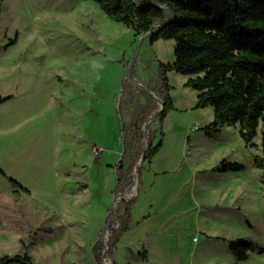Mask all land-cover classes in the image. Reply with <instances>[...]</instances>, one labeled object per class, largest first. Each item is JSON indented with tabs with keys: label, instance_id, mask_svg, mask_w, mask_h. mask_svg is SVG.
<instances>
[{
	"label": "rangeland",
	"instance_id": "rangeland-1",
	"mask_svg": "<svg viewBox=\"0 0 264 264\" xmlns=\"http://www.w3.org/2000/svg\"><path fill=\"white\" fill-rule=\"evenodd\" d=\"M0 11V95H15L0 104V168L30 190L14 193L0 175V255L28 252L38 264H99L94 246L104 231L105 242L111 237L107 219L118 222L121 206L114 189L123 152L117 113L123 83L133 84L143 102L140 91L159 79V64L175 61L176 42L151 44L93 0H0ZM188 78L168 73L175 109L162 129L158 119L151 124L154 144L164 132L158 171L148 165L135 171L133 207L140 203L114 260L264 264V254L250 251L240 261L230 249L241 238L264 247L263 171L253 163L261 155L262 127L258 148L246 147L238 126L208 135L213 108H196ZM130 114L124 111L126 121ZM94 144L101 147L98 160ZM224 159L243 164L241 175L210 171ZM195 169L205 171L196 175ZM219 199L230 208L226 213L208 208Z\"/></svg>",
	"mask_w": 264,
	"mask_h": 264
},
{
	"label": "trees",
	"instance_id": "trees-1",
	"mask_svg": "<svg viewBox=\"0 0 264 264\" xmlns=\"http://www.w3.org/2000/svg\"><path fill=\"white\" fill-rule=\"evenodd\" d=\"M93 1L111 20L129 27L136 36L148 38L151 44L161 39L176 42L175 61L159 64V79L151 80L140 91L143 102L133 84L128 80L123 83L117 108L121 117L123 153L115 166L114 193L124 194L134 183L135 171L151 164L163 146L164 132L161 131L160 141L154 144L156 130L151 129V124L158 119L162 129L165 117L175 109L169 94L168 73L171 71L189 77L185 86L197 91L196 108H213L214 119L204 128L208 135L219 134L224 126H238L246 147L258 148L254 141L262 127L261 155L254 156L253 163L263 171L264 184V0ZM16 41H11L4 49ZM11 98L0 96V104ZM161 107L160 113L148 124L152 114ZM125 110L131 111L129 121L124 119ZM100 153L97 149L96 160ZM244 169L243 164L225 159L214 168L218 172ZM0 175L9 181L14 193H30L1 168ZM120 202L118 222L107 219V227L113 228L111 237L105 242L104 231L94 246L99 264H104L105 258L117 264L114 260L117 244L129 229L136 198L124 197ZM230 249L240 261L248 259L250 251L264 254V247L257 248L251 240L243 238L231 241ZM146 255V251L141 253L142 258ZM0 264L38 263L25 252L0 255Z\"/></svg>",
	"mask_w": 264,
	"mask_h": 264
},
{
	"label": "crops",
	"instance_id": "crops-1",
	"mask_svg": "<svg viewBox=\"0 0 264 264\" xmlns=\"http://www.w3.org/2000/svg\"><path fill=\"white\" fill-rule=\"evenodd\" d=\"M17 42V41H16ZM15 42V43H16ZM14 43V44H15ZM10 47V46H9ZM8 47V48H9ZM7 48V49H8ZM7 49H5V50H7ZM1 96V95H0ZM6 96H12V98L11 99H9L8 101H11L12 99H14L15 98V95H13V94H10V95H6ZM6 96H2V97H6ZM56 97L57 96H54V101L57 103V101H56ZM6 103V102H5ZM118 113V112H117ZM118 116H119V114H118ZM120 117V116H119ZM120 119H121V117H120ZM214 119V118H213ZM225 127V126H224ZM224 127L222 128V130L224 129ZM191 130L193 131V128H191ZM221 130V131H222ZM239 131V130H238ZM220 134V133H219ZM219 134H217V135H219ZM217 135H215V136H217ZM164 145V144H163ZM93 146H95V148H98L99 150H101V147H99V145L98 144H94ZM163 147V146H162ZM162 151V148H161V150H160V152ZM160 152L153 158V161H152V163L151 164H149L148 166H151V167H153V169H155V171H158V169L156 168V166H154V162L156 161V159L158 158V156H159V154H160ZM123 153V152H122ZM121 156H122V154H121ZM95 158H96V154H95ZM102 159V158H101ZM121 159V158H120ZM86 166H88V165H83L82 167L84 168V167H86ZM214 168H217V167H214ZM214 168H212V169H210V171H212V172H214L216 175H218V177H220V176H236V175H239L240 173H241V171H239V172H233V171H227V172H218V171H215L214 170ZM2 169V168H1ZM3 170V169H2ZM4 171V170H3ZM202 171H205V170H201V169H195V173H196V175H198V173L199 172H202ZM7 174V173H6ZM241 175V174H240ZM8 176V175H7ZM157 176V175H156ZM155 176V177H156ZM88 186V185H87ZM222 201L219 199V200H217V201H215L214 202V204H210V205H207L208 206V208H215L216 210H220V211H222V212H224V213H226L227 211H228V209H230L228 206L227 207H224L222 204H220ZM139 203H140V199H139V201H138V203L135 205V207H133L132 208V210H131V218H130V221L132 220V211L134 210V208L136 209V207H138L139 206ZM129 225H130V222H129ZM141 255V254H140Z\"/></svg>",
	"mask_w": 264,
	"mask_h": 264
},
{
	"label": "built area",
	"instance_id": "built-area-1",
	"mask_svg": "<svg viewBox=\"0 0 264 264\" xmlns=\"http://www.w3.org/2000/svg\"><path fill=\"white\" fill-rule=\"evenodd\" d=\"M97 150V149H96ZM135 183H133L129 188H127L126 192L124 194H120L117 196V201H121L123 197H134L136 187L134 186ZM131 193V194H130Z\"/></svg>",
	"mask_w": 264,
	"mask_h": 264
},
{
	"label": "water",
	"instance_id": "water-1",
	"mask_svg": "<svg viewBox=\"0 0 264 264\" xmlns=\"http://www.w3.org/2000/svg\"><path fill=\"white\" fill-rule=\"evenodd\" d=\"M162 110V107L160 108V110L158 111V112H155L154 114H152V116H151V118L148 120V124L153 120V118L155 117V116H157L159 113H160V111ZM147 138V136L145 137V139ZM142 162V159L140 160V162L139 163H141Z\"/></svg>",
	"mask_w": 264,
	"mask_h": 264
}]
</instances>
